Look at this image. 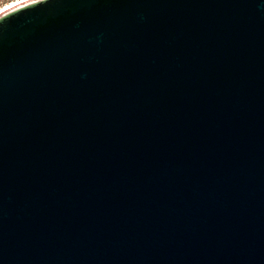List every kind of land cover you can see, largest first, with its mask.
Segmentation results:
<instances>
[{"label":"water","instance_id":"1","mask_svg":"<svg viewBox=\"0 0 264 264\" xmlns=\"http://www.w3.org/2000/svg\"><path fill=\"white\" fill-rule=\"evenodd\" d=\"M0 264H264V0L0 16Z\"/></svg>","mask_w":264,"mask_h":264},{"label":"bare ground","instance_id":"2","mask_svg":"<svg viewBox=\"0 0 264 264\" xmlns=\"http://www.w3.org/2000/svg\"><path fill=\"white\" fill-rule=\"evenodd\" d=\"M32 1H35V0H21V1H17L15 3L11 4L10 6L1 9L0 10V16H2L5 13H7L8 11H11V10H13V9H15L17 7H20L22 5H25L27 3H30Z\"/></svg>","mask_w":264,"mask_h":264},{"label":"rangeland","instance_id":"3","mask_svg":"<svg viewBox=\"0 0 264 264\" xmlns=\"http://www.w3.org/2000/svg\"><path fill=\"white\" fill-rule=\"evenodd\" d=\"M21 0H0V10L10 6L11 4Z\"/></svg>","mask_w":264,"mask_h":264}]
</instances>
